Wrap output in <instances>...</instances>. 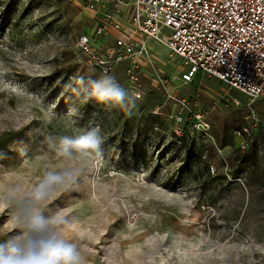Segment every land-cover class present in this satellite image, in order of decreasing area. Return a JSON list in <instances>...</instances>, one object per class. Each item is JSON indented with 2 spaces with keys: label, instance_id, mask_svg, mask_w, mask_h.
<instances>
[{
  "label": "rangeland",
  "instance_id": "1",
  "mask_svg": "<svg viewBox=\"0 0 264 264\" xmlns=\"http://www.w3.org/2000/svg\"><path fill=\"white\" fill-rule=\"evenodd\" d=\"M95 18L83 0H0V194L76 173L44 214L63 213L86 264H264V97L183 80L156 40L148 57L112 61V34L94 37L89 61L77 39ZM104 73L134 94L130 111L77 90ZM95 127L98 153L60 158L45 142ZM14 211L0 205V242L21 233Z\"/></svg>",
  "mask_w": 264,
  "mask_h": 264
},
{
  "label": "built area",
  "instance_id": "2",
  "mask_svg": "<svg viewBox=\"0 0 264 264\" xmlns=\"http://www.w3.org/2000/svg\"><path fill=\"white\" fill-rule=\"evenodd\" d=\"M83 2L96 11L91 37L81 33L77 39L89 61L94 37L112 34V61L148 57L147 41L156 40L180 58L183 80L214 75L252 101L264 97V0Z\"/></svg>",
  "mask_w": 264,
  "mask_h": 264
},
{
  "label": "clouds",
  "instance_id": "3",
  "mask_svg": "<svg viewBox=\"0 0 264 264\" xmlns=\"http://www.w3.org/2000/svg\"><path fill=\"white\" fill-rule=\"evenodd\" d=\"M75 84L85 99H94L109 109L128 112L135 104L134 94L122 87L114 75L104 73L95 79L80 76ZM75 111V108L69 109V113ZM53 117L54 113L47 114L49 122ZM45 142L57 157L71 159L74 154L98 153L101 136L95 127L76 136L48 135ZM76 178L72 170H50L26 194L19 195V188L15 186L7 194H0V205H14V219L22 226L18 236L0 242V264H86L78 243L63 234L64 227L69 225L63 213L44 214L57 189L74 184Z\"/></svg>",
  "mask_w": 264,
  "mask_h": 264
}]
</instances>
